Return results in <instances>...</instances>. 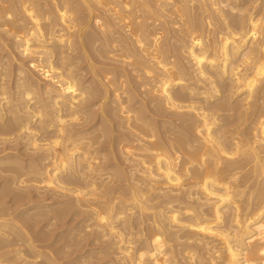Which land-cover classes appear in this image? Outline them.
<instances>
[{
  "label": "bare ground",
  "instance_id": "1",
  "mask_svg": "<svg viewBox=\"0 0 264 264\" xmlns=\"http://www.w3.org/2000/svg\"><path fill=\"white\" fill-rule=\"evenodd\" d=\"M225 2L0 0V29L13 33L21 53L35 55L31 64L50 82L37 95L28 80L33 78H22V69L17 70L11 93L4 81L5 60H0V128L24 135L30 152H40L39 162L31 158L27 167L11 153L0 155V176H11L14 196L24 200L29 184L38 194L71 191L75 203L82 208L86 204L83 210L94 214L101 237L114 239L109 247L115 246L111 251L118 264H264V16L253 14L257 3L237 8ZM199 13L204 20H197ZM214 15L218 25L212 23ZM91 24L95 31H87ZM51 40L67 50L88 46L116 60L107 57L111 61L106 58V63L116 65L118 60L121 67H102L105 72L98 77L91 60L93 80L81 84L72 61L53 62L52 45L45 44ZM183 55L190 70L179 60ZM125 65L137 74L138 86L144 88L138 94L148 101L127 90L133 73L129 75ZM243 89L241 102L234 101L240 103L237 116L257 103L262 107L254 122L249 119L253 124L250 131L246 127L248 137L238 133L236 125L226 130L236 124L233 120L228 126L222 123L227 128L218 123L230 116L224 113L229 116L222 118L219 112L234 108L229 98ZM93 108L97 112L91 117ZM34 114L39 128L56 127L45 144L33 137L29 123ZM165 114L186 117L172 124L162 118ZM105 144L110 156L104 154ZM107 155L112 163L105 167L102 159ZM75 173L85 181L83 189L64 186L65 176ZM5 215L0 213V239L8 227L21 228V216ZM29 217L23 220L30 226ZM141 237L144 246L135 247ZM27 239L25 244L34 250ZM14 252L12 257H22L20 249Z\"/></svg>",
  "mask_w": 264,
  "mask_h": 264
},
{
  "label": "rangeland",
  "instance_id": "2",
  "mask_svg": "<svg viewBox=\"0 0 264 264\" xmlns=\"http://www.w3.org/2000/svg\"><path fill=\"white\" fill-rule=\"evenodd\" d=\"M235 1L234 0H227V2H225V4H223V5H226L228 3L233 4V2H234L235 5H237V8L240 7L241 4H243L241 7H246L247 8V7L251 6L250 8H253L254 5L257 3V5L255 6V9L253 10L254 11L253 14L256 15V16L258 15L257 17H259V16L263 17L264 16V7H263L264 0H261V2L263 1V3L259 2L260 0H258V1L256 0L257 2L255 1V4L253 2L254 5L252 4V2H249V1H254V0H242V1L241 0H235ZM244 1H246V2H244ZM245 3H247L246 4L247 6L246 5L244 6ZM258 4H260V5H258ZM257 6L259 8H257L258 10L256 11V7ZM246 8L242 11L243 14L247 13L248 9H246ZM260 8H262V9H260ZM259 10H261V12ZM15 13L19 14L20 12L15 11ZM201 13H203L204 16H208L209 15V14L204 13V12H201ZM201 13H199V15L198 14L196 15V17L198 18V19L196 18L197 20H200V19L204 20L203 19L204 16ZM205 14H207V15H205ZM213 19H214V21H213ZM216 19H217V16L214 15L212 17V23L217 24V20ZM263 20H264V17H263ZM90 26H92V27H89L87 29V31L92 32L93 29L95 31V28L93 27V24H91ZM43 27H45V26H43ZM0 44H1V46H0V51H1L0 52V55H1L0 56L1 57L0 60L1 59L5 60V63H4L3 66L6 67V69L8 70L7 77L4 78L5 84L7 82V84H6L7 86L6 87L9 90L12 89V90L15 91L14 84H13L14 79L17 76L15 73H16L17 70H21L22 69L21 70L22 73H21L20 76L22 78L25 77L27 79L32 77L33 80L31 78L28 79V80L30 82L32 81L33 86L35 87V90L37 92V95H41L43 93L44 89H45V88H43V87H45V84L50 83V82L48 80H46V78H43L42 76H40L39 73L36 71L35 66L31 64L30 61L35 58L34 57L35 55L34 56H30V55L21 53L22 51L20 49L18 50V48L15 47V40L13 39V33H7L6 31L1 30V29H0ZM45 44L52 45V46H48V47H50V50L52 51L51 59L55 60V61H53L54 63H59L60 64V63H64L65 61L67 63H69V62L71 63V61H72V65H74V67H73L74 73L75 74L76 73L79 74V75H77V74L76 75H77V79L80 80L81 84L84 81H85L84 84H89L88 81L90 82V80L91 81L93 80L92 76H91L92 75L91 68H90V65H88L91 62V60L94 61V62H92L93 66H95V65L97 66L96 67L97 70L95 71V73H96V75L98 74L97 75L98 77H100V75L104 74L105 69L109 70L110 69L109 67H111V69H113L114 66L116 68L117 67H119V68L121 67V63L120 62L118 63V60H117V64L116 65L113 64V63L110 64L111 62L110 63L109 62L106 63L105 61H107V59H108V61L112 60V62H115V63H116V60L114 59V61H113V59H112L113 57L112 56L110 57L109 55L108 56L106 55V57H105L104 55H101L100 53H97L96 51H94L95 49L94 50L90 49L88 46H86L87 50L82 51V50H79V49L67 50L65 48V46L60 45L57 41H56V43L52 44V40H51V43L49 41V43L45 42ZM56 44H58V45H56ZM96 47H97V45H96ZM59 52H61V53H59ZM86 52H88V54ZM58 54H62V55H58ZM99 55L103 56L104 58H101ZM61 56H63V58ZM64 56H66L68 58L66 60H64V58H65ZM89 57L91 58L90 60H88ZM107 57L111 58V60L109 58H107ZM185 57H184V55L183 56H179V60L181 61V64L185 67V69L187 67L189 69V67H190L189 58L188 57L185 58ZM61 59H63L64 62L63 61L61 62ZM108 64H110L112 66H109ZM119 64H120V66H117ZM60 65H62V64H60ZM107 66H108V68H106ZM102 67H105V69L103 68L104 69L103 70ZM125 67H126V65H125ZM119 68H117V69H119ZM126 69L128 70L129 75H130V73L131 74L133 73L132 75L134 76L133 77L132 75H130V76L128 75L129 79H128V84H127V90L130 89V90L133 91V93L135 95H138V96H136L138 98V100L143 98L144 100L148 101V99H149L148 97H140V94H138L139 92L141 93L142 92L141 89H144V88H140L138 86L139 79L138 80L136 79L137 78L136 77L137 74L135 75V72H131L129 67L128 68L126 67ZM188 69H187V71L190 70V69L189 70ZM45 81H46V83H45ZM1 82H3V81L1 80ZM8 82H9V84H8ZM224 82H226L225 79H224ZM91 87H93V85ZM12 90H10L11 93L13 92ZM221 94H222V92L219 93L218 95H221ZM241 94H242L241 98L243 99V95L246 94V89H243V92L234 93V95L229 98V100L231 99L230 100V103L232 104L231 107L232 108L234 107L235 109L233 108L234 110L231 109V111H229V112H219L220 115H222L224 113H227V114L230 115L229 116L227 114H224L225 116L222 117V118H225L226 115L229 116L230 118L226 117L227 118V119L225 118L226 121H224V119L220 120V119H222V118H220L219 120L222 121V122H218V123L220 125H223V124H225L227 122V126H228V124L236 122V124L233 123L234 125L233 124H231V126L229 125V128L226 129V130H230V128H233V126L236 125L237 127L236 126L235 127L238 128V130H239L238 133H241L245 137H248V136L245 135V133H246L245 131H247L248 129L250 131V128H251L250 125L253 124L254 119H256L257 114L262 110V107L260 109L257 108V105L259 103H257L256 106H253L251 108V110H253V113L250 112L251 110L247 112V114H251V116L250 115L247 116V114L243 115V112L241 111L240 116L243 119L245 118V120H243V122L240 121L242 119L240 118L239 115H238L239 117L237 116V113L240 112L239 109H238L239 108L238 105H240V103L239 102L235 103L234 101L235 100L236 101H240L239 99H241V98L238 99V95L240 97ZM99 97L100 96H98V99H99ZM235 97H237V99H235ZM98 99L95 98V99H92V101L95 102ZM254 101H252V103ZM232 102H234L235 104L232 103ZM31 108H33V105H31ZM96 112H97V110L95 108H93L91 110V117L94 116V114H96ZM232 112L234 114L236 112V114H235L236 116L233 115ZM166 114H168V113H166ZM166 114L162 118L166 119V120H170V121L172 120V122H173L172 124H174V123L177 124L178 119H180L182 117H186L185 115L184 116H182V115L178 116L177 115L178 117H176L175 115H173V116L171 115L170 116V115H166ZM231 116L233 117V119H231L232 118ZM234 116H235V118H238V122L239 123L242 122V124H241L242 126L239 125L240 128L238 127L239 123L237 122V119L234 121V119H235ZM35 117H37V115L35 116V114H34V117L31 118L30 123H29V126H31V129L34 132L33 133L34 134L33 137H36L38 141L40 140L39 144H41V143L45 144L46 142H48L47 140H49V141L51 140L50 138L53 139L52 135L54 134L53 132L55 131L56 127L53 126L50 130H46L47 131L46 132L45 131L46 128H44V129L43 128H39V123L37 122V119ZM248 117H250V118H248ZM162 118H161V116L158 117L157 121L162 120ZM228 119H231V120H228ZM247 119L248 120L250 119L253 122L250 123L251 121L250 120L248 121ZM232 120H233V122H232ZM4 121L5 120H1V122H4ZM95 121H96V119H95ZM230 121H231V123H230ZM113 122L114 123L116 122L115 119L113 120ZM245 122H246V124H245ZM157 123H159V124H157L159 126H161V124H162L161 122H157ZM33 124L35 125V129L36 130L34 129V125ZM36 125H37L38 128H36ZM223 126H224V128L225 127L227 128L226 125H223ZM241 127H242V130H240ZM246 127L248 129H246ZM83 128L84 127L76 128V131L77 130H82ZM6 129L7 128H5V132H2L4 130H1V128H0V145H1L0 147H2L1 149H4V151L0 149V152L2 151L0 153V155H4L6 152L8 154L11 153L10 157L12 156L11 158L13 160L14 159L15 160L16 159L19 160L18 163L21 161L20 163L22 164V166L24 165L26 167L28 165H30L31 162L35 161V159L37 160V158L40 157V152H36V153L30 152L32 150L29 148V146H28L29 144H27V142L29 141L27 137H24V135H22L23 136V138H22V136L18 135V133L16 131L14 133L13 132L10 133ZM249 131L246 133L247 135L248 134L250 135ZM46 133H47V135H46ZM113 133L115 135L116 133H119V132L116 131V132H113ZM48 134H49V136H48ZM50 135L52 137H50ZM26 146H28V147H26ZM105 146H106V144H105ZM25 147L28 150L29 149L30 150L28 151ZM105 149L107 151H105L104 154L107 153L109 155L108 145L105 147ZM32 155H34V157ZM108 155H107L108 158H106V156H104L105 158L102 159V161L104 159H106V160H104L105 163L102 162L105 167L107 165H109L110 163H112V160H109L110 159V157H109L110 155L109 156ZM17 156H18V158H17ZM31 158H33V159L35 158V159L33 160ZM30 160H33V161H30ZM25 161L26 162L29 161L30 163L28 162V164H25L26 163ZM36 162H39V160H37ZM6 163H9V161L6 162ZM6 174L4 173V177H3V175L0 176V190L2 191V192H0V206H2V207H0V210H1L0 213L1 214L3 213L5 215V212H4L5 209L4 208H6V210H5L6 213L10 212V214H8V215L6 214L5 215L6 218H8V217L10 218V217H13V216L16 215L19 218H20V216H21V218L24 217V218H22V220H23V219H26V216H30L31 217V215H32L31 219L32 218L33 219H32V221H30V224L32 223L30 226L28 225L29 223L28 224L25 223L26 221L24 222V220L22 221L21 218H20L18 220V225L21 228L18 229V227H15L16 228V230H15V228L13 229V226H12V227H10V228L8 227L6 229L4 238L0 239L1 240L0 241V254L3 255V256L0 255V257L2 256L1 260L4 259V262H2V263H4V264H14V263H18V260H19V264H22V262L24 264H30V262H31V264H118V260H117L118 256L115 255L112 252V251L115 252V250H116L115 246L113 245L114 247L112 246V248L109 247L110 243H111V245L114 244V242H115L114 239H112L111 237H104V236L101 237L102 234L101 233L99 234L100 229L98 228L96 220L92 217V215L94 216V214L91 213V211H86V209L83 210V208L87 207V206L84 207L86 204H84L83 208H82L81 207L82 203L80 205H78V203H75L74 195L72 194L71 191H68V190H66V192L65 191H63V192L62 191H60V192L58 191V193H56V190H54L55 192L52 191V190H50V191L42 190L38 194L37 191L34 190L35 191L34 192L33 190H31L33 188L30 187L31 184L28 183L29 184L27 186L28 188H26V190L24 191L25 192V196L24 197L27 198V199L24 198V200H26L25 202H27L25 204L24 200L22 199L23 197L20 200V197H18V194L16 193V197L19 198L18 201L20 200V202L17 201V198L14 196L15 190H13V188H11V184L9 183V179L11 180V176L7 175V177H6ZM32 176L33 175H31V177ZM29 177H30V174H29ZM65 177L67 178V180L65 179V185L64 186L67 185L66 187L68 189L73 190V188H77V189H83L84 188V185H85L84 182L85 181H83L81 178H79V174L78 173H75L73 176H68V177L65 176ZM7 184L10 185V186H8ZM86 189H88V187H86ZM106 191H108V188L106 189ZM13 197L16 198V199L14 200ZM18 205H20L21 207H19ZM14 206H16V207H14ZM13 208H16V210H14ZM87 210H90V209L87 208ZM11 211H12V213H11ZM25 214H26V216H25ZM30 217H29V219H30ZM20 220L22 221V224H21ZM33 220H35V221H33ZM37 221H38V223H37ZM33 223L35 225H33ZM26 226L27 227L29 226L28 228H30V229H28ZM31 228H33V229H31ZM15 231H18V232L16 233ZM27 231H28V233H27ZM9 232H12V233H9ZM24 234H25V236L28 237V239H31L32 245L34 246V250H31L29 248V246L27 245V243L25 244L26 241H24V240H26L27 237H25ZM135 237H137V236H135ZM142 238L143 237H141V239H139L137 242H135V247H137V245L144 246V242L142 241ZM135 239L136 238H134V236H133V241H135ZM17 240L19 242L21 241L20 243H23V244L18 245L20 243H18ZM14 242L15 243L17 242V244H15ZM136 243H138V244L136 245ZM2 246H4V247H2ZM1 247H2V249H1ZM6 249H7V251H6ZM14 249L15 250L16 249H20V251L23 254L26 252L24 255H26L27 258H29V261L26 258V256L25 257L23 256V254H22L21 258L23 260L25 259L26 262L22 261L21 258L20 259L18 258V260H17V258L15 256L12 257V255L15 254V252H14L15 250ZM113 249H115V250H113ZM180 250H182V248H180ZM2 251H4V252H2ZM10 251H11V253L9 254ZM4 254H6V255H4ZM7 255H8V257H7ZM33 256L35 257V259H34ZM4 257L6 259H8V258H10V259L6 260ZM15 259H16V261H15ZM52 261H54V262H52Z\"/></svg>",
  "mask_w": 264,
  "mask_h": 264
},
{
  "label": "clouds",
  "instance_id": "3",
  "mask_svg": "<svg viewBox=\"0 0 264 264\" xmlns=\"http://www.w3.org/2000/svg\"><path fill=\"white\" fill-rule=\"evenodd\" d=\"M85 103H86V101H84ZM97 103H98V101H97ZM90 131H93L94 129H89Z\"/></svg>",
  "mask_w": 264,
  "mask_h": 264
}]
</instances>
